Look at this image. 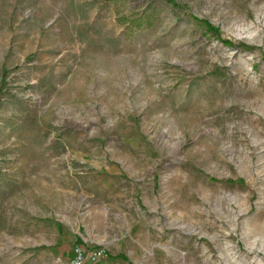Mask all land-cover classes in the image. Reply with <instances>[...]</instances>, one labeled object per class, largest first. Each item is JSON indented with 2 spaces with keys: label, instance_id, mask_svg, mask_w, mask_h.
I'll use <instances>...</instances> for the list:
<instances>
[{
  "label": "rangeland",
  "instance_id": "obj_1",
  "mask_svg": "<svg viewBox=\"0 0 264 264\" xmlns=\"http://www.w3.org/2000/svg\"><path fill=\"white\" fill-rule=\"evenodd\" d=\"M104 1L0 0V264L95 211L150 264H264V0H119L130 38Z\"/></svg>",
  "mask_w": 264,
  "mask_h": 264
},
{
  "label": "crops",
  "instance_id": "obj_2",
  "mask_svg": "<svg viewBox=\"0 0 264 264\" xmlns=\"http://www.w3.org/2000/svg\"><path fill=\"white\" fill-rule=\"evenodd\" d=\"M89 216V219L83 216L76 227L69 226L62 220L55 222V236L63 239L61 246L56 248L59 260L68 264L73 256L74 247L80 245L83 247L87 260L91 264H150L148 262L149 254H146L145 257L147 259H145L144 256L138 253L140 249L142 250V245L140 243L135 245L130 240L131 232L135 231L142 214L109 211L105 217L104 213L95 211L94 213H89ZM111 216L113 217L112 219L110 218ZM101 220L108 222L104 232L99 229ZM135 220L138 221V224L135 223ZM116 229H120V234ZM101 249L104 250V254L95 257V251Z\"/></svg>",
  "mask_w": 264,
  "mask_h": 264
},
{
  "label": "trees",
  "instance_id": "obj_3",
  "mask_svg": "<svg viewBox=\"0 0 264 264\" xmlns=\"http://www.w3.org/2000/svg\"><path fill=\"white\" fill-rule=\"evenodd\" d=\"M107 1H112V4L115 8L114 11L116 13L117 22L124 27V34L127 38H130L136 31L141 30L144 27L145 28L152 27L156 21V18L152 13L128 15L123 13L122 9L118 5L119 0H107ZM107 1H104V4ZM202 22L207 26L209 30L210 29L214 31L217 30L209 22L207 21H202ZM228 44H232V43L228 42Z\"/></svg>",
  "mask_w": 264,
  "mask_h": 264
},
{
  "label": "built area",
  "instance_id": "obj_4",
  "mask_svg": "<svg viewBox=\"0 0 264 264\" xmlns=\"http://www.w3.org/2000/svg\"><path fill=\"white\" fill-rule=\"evenodd\" d=\"M104 254V250H97L94 253L95 257L102 256ZM68 264H91L90 261L87 260L86 253L82 246L76 245L73 250V256L70 259Z\"/></svg>",
  "mask_w": 264,
  "mask_h": 264
}]
</instances>
